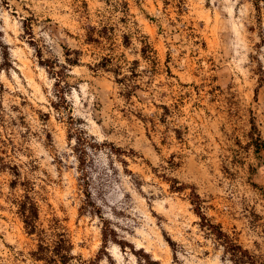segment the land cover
<instances>
[{"label":"rangeland","instance_id":"obj_1","mask_svg":"<svg viewBox=\"0 0 264 264\" xmlns=\"http://www.w3.org/2000/svg\"><path fill=\"white\" fill-rule=\"evenodd\" d=\"M192 191L264 264V0H0V264L26 195L70 264H234Z\"/></svg>","mask_w":264,"mask_h":264},{"label":"trees","instance_id":"obj_2","mask_svg":"<svg viewBox=\"0 0 264 264\" xmlns=\"http://www.w3.org/2000/svg\"><path fill=\"white\" fill-rule=\"evenodd\" d=\"M25 29L28 32V35L31 36L32 26L30 23L25 24ZM149 49V45H146L143 48L142 53L145 57L149 56ZM77 145L79 146V150L81 149L80 160L84 164L86 159L85 155L88 152L87 148L88 146L93 147V145L89 142V140L82 136L79 138L77 137ZM257 149L260 150V143H257ZM171 187L173 190L182 189L180 186H177V184L175 185L174 182ZM191 202L195 208V212L201 217L203 226L211 230L218 239L224 240L227 251L230 252L233 257L234 264H254L253 259L249 258L247 252L235 244L225 232L217 229L211 223L207 222L208 219L202 212L201 198L195 191L191 192ZM17 205L27 234L39 237L37 250L32 254L34 259L36 261H41L44 264H70V262L74 259V256L72 254L73 245L69 236L64 232H56L53 240L49 241L46 239V232L38 226L40 218L38 205L29 195H26L25 199L20 200Z\"/></svg>","mask_w":264,"mask_h":264}]
</instances>
